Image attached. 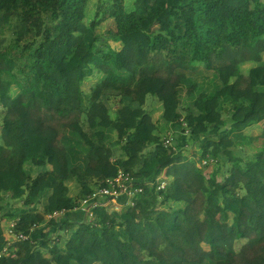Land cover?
Segmentation results:
<instances>
[{
	"label": "trees",
	"instance_id": "trees-1",
	"mask_svg": "<svg viewBox=\"0 0 264 264\" xmlns=\"http://www.w3.org/2000/svg\"><path fill=\"white\" fill-rule=\"evenodd\" d=\"M113 1L117 28L98 36L97 23L85 22L88 0H0V104L18 114L0 132V208L31 236L19 242L23 257L0 264H132L128 255L137 245L147 256L140 264H264V129L262 148L245 153L256 140L245 130L264 120V60L252 58L264 51V0H135L130 9L125 0ZM155 25L162 30L154 32ZM14 26L16 36L5 45L4 33ZM73 35L82 38L71 44ZM111 40L120 46L104 49ZM163 51L170 74L153 92L162 108L158 120L130 94L114 100L107 81L92 86L85 100L83 84L94 66L130 78L140 69L134 64ZM216 61L248 64L246 85L212 67ZM77 69L78 87L58 92L57 76ZM179 84L188 89L183 104ZM37 103L67 118L61 135L48 116L36 117ZM77 110L84 123L71 117ZM120 128L138 148L116 140ZM190 145L200 152L187 155ZM205 159L214 163L203 165ZM210 163L215 170L207 178ZM119 169L142 187L135 206H125L141 219L100 206L89 220L76 207ZM199 194L209 221L193 223L186 208ZM60 210L61 218H48ZM240 225L249 241L237 254ZM178 234L185 245L172 240ZM6 244L0 231V250Z\"/></svg>",
	"mask_w": 264,
	"mask_h": 264
},
{
	"label": "rangeland",
	"instance_id": "rangeland-1",
	"mask_svg": "<svg viewBox=\"0 0 264 264\" xmlns=\"http://www.w3.org/2000/svg\"><path fill=\"white\" fill-rule=\"evenodd\" d=\"M134 1L135 0H125L126 8L130 9L131 7H133ZM113 4H114L113 0H88L87 4L85 6V22L87 24H92L93 22L97 23L95 29H96V34H98V36H105L109 30H111V29L115 30L117 28L115 19L110 17V12L112 10L111 8H112ZM15 30H16V26L5 31V33H4L5 40H6L5 45L10 44L13 41V39L15 38V36H16ZM160 30H162V26H160V25L153 26L154 32L157 33ZM81 38L82 37L80 35H73L70 39V43L75 44L76 42L81 40ZM30 40L32 41V40H34V38L31 37ZM35 41H38V38H36ZM109 44H110V46H108L106 44V42H103L102 47L104 49H108V47L109 48H117L120 46V43L116 42L115 40H111L109 42ZM17 53L19 54V52L15 51V54H17ZM166 53H167V51H163V53L153 54L151 57L148 56V57L144 58L143 60L134 64V66L139 64L140 69L136 71L135 76H132L130 78H120L108 66H105V65L94 66L93 74L91 76L87 77L84 84H83V88L85 90V95H84L85 100H87L89 98V95H90L89 90L92 86L97 85L103 81H107L109 83V85L113 88V91H111V94H112V98L114 100L120 99L122 97V95H124V94H130L135 99H137L141 102L143 108H145L146 110L148 109L151 112V116L155 121L158 120L161 116V114H160L161 108H160V105H158V103L154 102L156 99L154 98V96L152 94L155 90H157L159 88V84H160L159 78H162L165 72L168 75L170 74V72L167 71V67L169 66L170 62H169V59H166V58H168ZM252 58L257 60V61L259 59L264 60V51H261L260 53L256 54L255 56L253 55ZM225 63L226 62L224 61V65L218 66L219 71L222 74H231L233 76L237 86L240 88L244 87L245 83H247V80H248L247 73H246V68H247L248 64H243L241 67L234 66L231 68V67H228V65L226 67ZM21 64H22V62L18 61V68L15 70V72L18 74L19 77H22V74L19 70V66ZM226 64H228V62ZM249 64H251V63H249ZM188 67L194 68L191 65L190 66L188 65ZM157 69H158V71H157ZM77 73H78V69L75 71H72L67 76H57V82L55 83V85H56V89L58 90V92H63V93L68 95L72 89L77 88L78 87V82H76ZM144 96L147 97V100L140 99V98H143ZM180 100H181L180 102H182V98ZM111 105H112L111 106V113L114 115L116 112L117 106L114 103H112ZM33 111L36 113V117L38 116V117L42 118L44 115V117L47 118V116H48V118H50L49 122L53 123L57 126V128L59 130L58 133L59 134L62 133L61 127L64 124V122H67V119L56 115V112L53 109H50L49 107H45L42 104H38V106H36ZM71 117L74 119L79 118V119H81V121L83 123L86 121L85 115L79 110L72 113ZM16 118H18V114L16 112H14V110L7 109L0 104V132L2 131L3 127L7 124L8 121L14 120ZM46 121H47V119H46ZM263 129H264V121L260 122L258 124H255L246 130L247 134H249V135L251 134V135L256 136V140H254L251 145H249L245 148V153L247 154V156L250 157L256 151H259L262 148L263 138L260 136H262L261 134L263 132ZM115 138L117 141H122V143H125V144H126V142H128L127 141L128 137H127V135H124L122 133V128L116 130ZM125 138H127V139H125ZM128 145H130L131 147H134V148H138V146L133 142L128 143ZM185 149H186L185 153L187 155H192L194 150H197V152H200L199 148L193 147L191 145ZM16 155H18V154L14 153V156H16ZM126 159H128V157ZM224 164H228V163L226 161H224ZM214 170H215V168L212 166V164H210L209 166L206 167L205 174H206L207 178L213 173ZM225 179H226V175L219 174V176H218L219 181L223 182ZM160 180H165L164 173H162L160 175ZM72 189L74 191H79V186L78 185L75 186V184L73 183ZM201 200L202 199L200 198L198 201L201 202ZM7 201H9L8 198L6 199L4 204H6ZM105 204H106V206H108L109 210H115L116 212H118V214H121L127 210V212L132 214L133 216H135L137 218V220L141 219V216L139 215V213L136 209L135 210L130 209V208L125 209V206L119 202H117V203L108 202ZM158 208H164V206L160 205V206H158ZM201 210L202 209H198L199 212H201ZM0 212H2V211H0ZM189 216H193V215H191V213H189ZM187 217H188V215H187ZM2 222H3V225H4L5 230H6L10 221H2ZM228 224H233V223H232V221H230V222H228ZM225 227L226 226L223 223L224 230H226ZM239 228H240L242 235L236 241V245H237L236 249L238 252H240V251L243 252L246 244L249 241L248 240V238H249L248 237V227L240 225ZM64 236H66V235H64ZM64 236L62 237V239H60V243H61L60 245L61 246H63V242L66 240V237H64ZM172 240L179 243V244L185 245V243L183 241L184 239H182L181 234H178L176 236H172ZM17 243H19V242H17ZM203 247H204V251L209 250V247L207 244H203ZM140 254H141V252L139 251L138 248H136V250L132 254L128 255L129 261L132 264H140L143 260L147 259V256L140 255ZM46 255L48 256V253H46Z\"/></svg>",
	"mask_w": 264,
	"mask_h": 264
},
{
	"label": "built area",
	"instance_id": "built-area-1",
	"mask_svg": "<svg viewBox=\"0 0 264 264\" xmlns=\"http://www.w3.org/2000/svg\"><path fill=\"white\" fill-rule=\"evenodd\" d=\"M168 142L169 140H166V143ZM208 162L214 163V160L205 159L202 164H209ZM135 180L136 179L130 172L125 169H119L115 177L107 178L104 185L95 188L79 202L80 204L76 208L86 211L89 214V220H92L94 218L93 210L97 207L103 206L109 212L115 211L108 209V206L105 204L108 202H119L124 206L131 205L130 207H134L136 204V195L142 191V187L137 186ZM124 196L126 197V201L121 202L120 198ZM64 213L65 210L55 211L53 214L48 215V218H52L53 216L61 218ZM16 225L17 220L11 221L4 234L7 244L0 250V263L6 262L7 258L12 256L11 246L14 243L29 240L31 237L30 234L23 231H17Z\"/></svg>",
	"mask_w": 264,
	"mask_h": 264
},
{
	"label": "crops",
	"instance_id": "crops-1",
	"mask_svg": "<svg viewBox=\"0 0 264 264\" xmlns=\"http://www.w3.org/2000/svg\"><path fill=\"white\" fill-rule=\"evenodd\" d=\"M221 63H220V61H216V63H215V65H213L212 67H216V68H219L218 66L220 65ZM223 65H224V62L222 63ZM236 70V69H235ZM157 71H158V69H157ZM167 71L169 72V69H168V67H167ZM167 76H169L166 72L164 73V75H163V77L162 78H159L160 79V84H159V87H160V85H161V83L164 81V79L165 78H167ZM247 78H248V75H247ZM146 83V82H145ZM144 83V84H145ZM245 85H246V83H245ZM176 92H177V96L179 97L178 99H179V103L180 104H183L185 101H188L187 99H189V96H188V89H187V87L183 84V85H181V84H179V85H177L176 86ZM178 93H179V95H178ZM67 95V94H66ZM153 96H154V98L156 99V97H155V95H154V93L152 94ZM140 98V97H139ZM182 98V102H180L181 99ZM140 99H144V100H147V97L146 96H144L143 98H140ZM143 102V101H142ZM155 103H158V105H160V103L157 101V100H155L154 101ZM147 108V107H146ZM160 108H161V105H160ZM161 111H160V114L162 113V108L160 109ZM56 111V110H55ZM147 111L149 112V110L147 109ZM74 112H76V111H74ZM73 112V113H74ZM56 114H58L57 113V111H56ZM65 119H67L66 117H65ZM264 121V120H263ZM263 121H261V122H263ZM51 126H53L57 131H59L58 130V128H57V126L55 125V124H50ZM250 128V127H249ZM247 130V129H246ZM246 130H245V132H246ZM122 132H123V128H122ZM247 133V132H246ZM61 135V134H60ZM125 139H127V138H125ZM127 144L128 143H131L132 141L128 138L127 139ZM58 143V145H60V146H62V144L60 143V142H57ZM133 143H135V142H133ZM136 144V143H135ZM137 145V144H136ZM130 146V145H129ZM138 146V145H137ZM132 159V162H135L136 163V159L135 158H131ZM135 163H133V164H135ZM202 199L201 200V202H199L198 200L199 199ZM196 201L193 203V204H190V205H188L187 206V208H186V214L188 215V218L191 220V222H195V221H197L198 219H203V220H206V221H209L208 220V218H207V216H206V213H205V201H206V198L203 196V194H199L197 197H196V199H195ZM7 203V202H6ZM202 204V205H201ZM201 205V206H200ZM198 209H202L201 210V212H199L198 211ZM0 211H2V212H0V231H2V233H6V230H5V227H4V225H3V222L2 221H13V220H11V219H9V218H7V215L5 214V210H1V208H0ZM189 213H191V215H193V216H189ZM6 218V219H5ZM9 222V223H10ZM190 225V224H189ZM247 227V226H246ZM8 228V227H7ZM223 231H224V233H226V230H224V228H223ZM241 237V236H240ZM249 237V236H248ZM248 240H249V238H248ZM205 244V243H204ZM208 245V244H207ZM236 243H235V250H236V253L237 254H240L241 253V251L240 252H238L237 251V249H236ZM202 247H203V244H202ZM208 247H209V249H210V246L208 245ZM136 248H138L139 249V251L141 252V254L140 255H144V256H146V254H145V252L144 251H142L141 249H140V247L137 245L136 246ZM203 249H204V247H203ZM11 253H12V255H13V257H23L24 255H25V251L21 248V244L20 243H15V244H13L12 246H11ZM48 256H49V253H48Z\"/></svg>",
	"mask_w": 264,
	"mask_h": 264
}]
</instances>
